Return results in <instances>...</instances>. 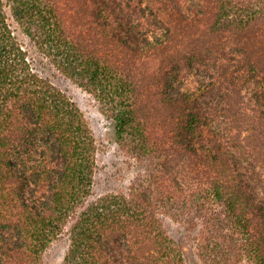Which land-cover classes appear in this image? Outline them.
I'll list each match as a JSON object with an SVG mask.
<instances>
[{"label":"trees","instance_id":"1","mask_svg":"<svg viewBox=\"0 0 264 264\" xmlns=\"http://www.w3.org/2000/svg\"><path fill=\"white\" fill-rule=\"evenodd\" d=\"M10 15L112 122L126 191L96 193L98 139ZM168 221L199 264H264V0H0V264L63 236L61 264H190Z\"/></svg>","mask_w":264,"mask_h":264},{"label":"rangeland","instance_id":"2","mask_svg":"<svg viewBox=\"0 0 264 264\" xmlns=\"http://www.w3.org/2000/svg\"><path fill=\"white\" fill-rule=\"evenodd\" d=\"M10 22L19 40L32 56L36 70L49 78L58 88L63 90L84 112L89 125L98 139V171L96 179V193L126 191L141 167L134 161L126 158L115 143L114 127L112 122L99 110L96 101L75 82L58 73L36 49L30 37L21 31L18 24L10 15ZM179 89H185L184 85ZM254 188L255 185H254ZM260 192L258 189H256ZM171 233L186 247V254L190 264H199L190 241V232L183 226L168 221ZM190 239V240H189ZM68 246L66 236L57 239L44 253L41 264H61Z\"/></svg>","mask_w":264,"mask_h":264}]
</instances>
